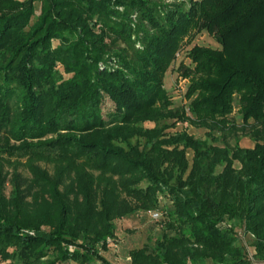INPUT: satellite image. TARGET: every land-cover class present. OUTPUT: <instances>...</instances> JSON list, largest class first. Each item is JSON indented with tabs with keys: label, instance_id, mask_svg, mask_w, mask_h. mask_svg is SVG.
<instances>
[{
	"label": "trees",
	"instance_id": "trees-1",
	"mask_svg": "<svg viewBox=\"0 0 264 264\" xmlns=\"http://www.w3.org/2000/svg\"><path fill=\"white\" fill-rule=\"evenodd\" d=\"M160 209L129 264H250L234 218L264 259V0H0V262L113 264L114 220Z\"/></svg>",
	"mask_w": 264,
	"mask_h": 264
},
{
	"label": "rangeland",
	"instance_id": "rangeland-1",
	"mask_svg": "<svg viewBox=\"0 0 264 264\" xmlns=\"http://www.w3.org/2000/svg\"><path fill=\"white\" fill-rule=\"evenodd\" d=\"M168 2L172 1H182V0H166ZM187 2V1H186ZM35 16L39 14L40 11V3L35 2ZM186 40V39H185ZM57 40H53V44L55 45ZM194 44L209 46L212 48H220V44L216 41L214 36L207 31H201L196 34L190 44L186 45L179 53L177 52L175 55L174 61L171 63L169 68L167 69L164 76V88L169 94L170 98L173 101V105L180 106L187 104L188 100L185 98L184 93L186 91L187 84L189 82L188 77H185L180 74V71L177 69L180 62L184 65H192L190 58L186 56L185 50H189ZM114 108L113 103L105 98L104 106H103V115L105 118L108 117V112L112 111ZM233 119L240 123L241 118L238 115L237 107H235L232 115ZM153 123H147V126H152ZM183 127L187 129V131L193 134L196 137H204L205 129L197 128L188 124L178 123L175 128L169 129L170 131L180 130ZM217 134V133H216ZM228 142L233 145L234 139L232 136L228 137ZM239 144L243 147H249L253 145V141L246 136H241ZM187 157L189 161H191L192 152L191 150L187 151ZM40 165L45 166L52 172L54 166L50 164H46L45 162H40ZM237 165V163H236ZM24 176L28 177L29 173L27 169H21ZM10 184L7 183L5 188V193L8 194L10 191ZM30 199V196H28ZM160 202L163 206H169V201L166 197L161 196ZM159 216L157 218H153V216L147 212H138L134 214L127 215L125 218H118L114 220L115 232L119 234V241L121 244L119 247H114L110 249L108 256L109 260L112 261L113 264H125L127 262V253L129 249L141 246L143 243L147 241V237H151L152 239L159 237L162 234L161 225L165 220V213L163 209H160ZM224 226H231L234 230V234L236 236V245L242 247L244 249L247 260L250 264H264V259H262L261 255L256 253L253 242L254 237L251 233L247 232L244 227V222L240 219H226L224 221ZM115 234V233H114ZM152 243V242H151ZM150 243V244H151ZM103 254V251L101 252ZM0 264H8V261H2ZM10 264H17L16 262H11ZM64 264H72L64 263ZM206 264H213V262L207 259Z\"/></svg>",
	"mask_w": 264,
	"mask_h": 264
},
{
	"label": "crops",
	"instance_id": "crops-1",
	"mask_svg": "<svg viewBox=\"0 0 264 264\" xmlns=\"http://www.w3.org/2000/svg\"><path fill=\"white\" fill-rule=\"evenodd\" d=\"M253 146V145H252ZM252 146H249V147H252ZM126 216H124V217H122L121 219H123V218H125ZM115 236H116V238L118 239L120 236H119V234H118V232H115ZM120 244H121V241H119V239H118V242L117 243H112V245H110L109 246V248L106 250V251H103V256L106 258V259H108L109 260V258H108V256L106 255L107 253H109V251H110V249L112 248V246H114V247H119L120 246ZM130 250V249H129ZM110 262H112L111 260H109ZM130 263V257H129V251H128V253H127V262L125 263V264H129Z\"/></svg>",
	"mask_w": 264,
	"mask_h": 264
},
{
	"label": "built area",
	"instance_id": "built-area-1",
	"mask_svg": "<svg viewBox=\"0 0 264 264\" xmlns=\"http://www.w3.org/2000/svg\"><path fill=\"white\" fill-rule=\"evenodd\" d=\"M148 212L153 216V218H157V217L159 216V212L156 211V210L148 211ZM107 241H108V245H109V246L112 245L113 241H112L111 238H108Z\"/></svg>",
	"mask_w": 264,
	"mask_h": 264
}]
</instances>
